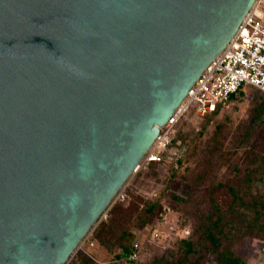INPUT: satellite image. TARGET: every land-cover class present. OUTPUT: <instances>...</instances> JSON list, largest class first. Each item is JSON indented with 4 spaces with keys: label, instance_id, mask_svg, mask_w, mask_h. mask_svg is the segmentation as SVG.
<instances>
[{
    "label": "water",
    "instance_id": "95a60500",
    "mask_svg": "<svg viewBox=\"0 0 264 264\" xmlns=\"http://www.w3.org/2000/svg\"><path fill=\"white\" fill-rule=\"evenodd\" d=\"M255 0H0V264H65Z\"/></svg>",
    "mask_w": 264,
    "mask_h": 264
},
{
    "label": "rangeland",
    "instance_id": "374dc122",
    "mask_svg": "<svg viewBox=\"0 0 264 264\" xmlns=\"http://www.w3.org/2000/svg\"><path fill=\"white\" fill-rule=\"evenodd\" d=\"M263 95L247 86L216 115L202 117L189 109L161 147V161H147L144 155L65 264H214L213 256L197 244L198 225L211 210L210 199L224 198L225 185L245 193L246 162L264 149V115L255 113ZM255 120L258 127L251 138L239 142L236 125ZM250 191L263 193L264 181L252 183ZM230 217L227 213L226 227ZM105 219L114 236L110 239L105 233L94 239L96 226ZM240 225L235 222V227ZM125 229L138 244L136 256L114 259L122 252L116 239ZM186 238L194 240L198 251L183 259L181 240ZM252 239L240 240L234 250L246 256L248 264H264V243Z\"/></svg>",
    "mask_w": 264,
    "mask_h": 264
},
{
    "label": "trees",
    "instance_id": "16d2710c",
    "mask_svg": "<svg viewBox=\"0 0 264 264\" xmlns=\"http://www.w3.org/2000/svg\"><path fill=\"white\" fill-rule=\"evenodd\" d=\"M247 86L253 87L246 85L240 88L228 101L227 105L233 98L241 94L242 90ZM222 110L212 112L211 114L216 115ZM255 113L258 116L264 115V95L263 100L256 104ZM255 125L256 120L252 121L249 125H236L235 137L239 142H246L251 138L255 128L258 127V123L256 126ZM243 170L246 187L244 190L245 193L243 194L236 186L231 184L225 185L226 195H224V198L210 199L211 210L198 225L200 236H198L197 244H199L201 250L213 256L214 264H248L247 257L234 250L235 245H237L240 240L248 237L253 238L252 240L261 239L264 243V192L260 194L259 192L252 193L250 191L252 183L264 181V149L263 151H258L254 159L246 162ZM246 194L247 197H249L248 200H245ZM154 205L155 203H153L152 206ZM227 213L232 215V217H230L231 219H229V227H226L227 221L225 219ZM236 221L241 224L239 227H235ZM234 228L235 230L233 231ZM235 231H237V234ZM94 233V239H98L99 236L105 233H108L107 236L111 239L115 232L109 223V219H105L98 223ZM133 239L134 235L127 229L118 235L116 245L122 252L115 254L114 259L128 257L133 253H137V249L133 244ZM181 242L185 247L183 250V259L191 257L198 251L195 249V242L192 238L182 239ZM255 242H253V244ZM262 248L264 251V245ZM199 255L202 257V253ZM179 261L180 259L177 260V263Z\"/></svg>",
    "mask_w": 264,
    "mask_h": 264
},
{
    "label": "built area",
    "instance_id": "2783aa9c",
    "mask_svg": "<svg viewBox=\"0 0 264 264\" xmlns=\"http://www.w3.org/2000/svg\"><path fill=\"white\" fill-rule=\"evenodd\" d=\"M250 85L264 92V0H255L235 34L192 84L181 104L145 154L160 161V149L169 141L174 126L193 108L198 116L222 110L240 88ZM134 247H138L134 243ZM133 253L130 258H134Z\"/></svg>",
    "mask_w": 264,
    "mask_h": 264
}]
</instances>
